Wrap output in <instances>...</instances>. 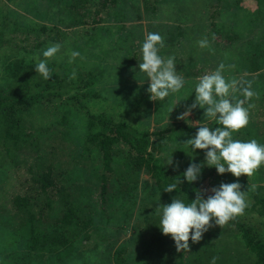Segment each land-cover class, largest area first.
Masks as SVG:
<instances>
[{
	"label": "trees",
	"instance_id": "1",
	"mask_svg": "<svg viewBox=\"0 0 264 264\" xmlns=\"http://www.w3.org/2000/svg\"><path fill=\"white\" fill-rule=\"evenodd\" d=\"M48 1L62 6L65 10L62 17L64 19L59 22L75 34L76 42L72 48L79 52L80 56L77 57L78 60L73 58L72 62L69 61L72 57H68V61L61 63V73L48 66L50 77L47 81L33 71L37 62L30 57L40 47L60 40L58 27L33 24L19 39L14 36L8 25L2 24L0 27V41L11 43L10 49L0 53V79H4V83H0V156L4 155L11 165H15L19 161L16 157L18 153L34 151L37 146L49 158L35 175L27 176L20 189L13 188V197L8 199L9 209L0 206V254H5L8 247H17L14 252L6 253L0 264H7L9 260L10 264H22L24 260H27L26 264H39L32 261L39 257L43 259L42 264H50L53 260L63 261L74 253L98 248V244L95 247L75 244L84 240L85 234L89 236L99 228L93 225L88 216L83 217L87 206L82 200V194L78 193L77 189L72 190L70 183L64 178V173L70 174V177L72 173H78L84 158H88L87 154L93 151L98 152L101 158V171L97 177L92 175L95 187L85 192L91 193V196L97 193L98 210L104 211L103 205L111 208L118 196H121L119 202L130 203L132 189L128 188L127 183H135L140 171L144 172L154 185L155 192L151 194V198L152 201L156 200L155 207L157 204L169 203L174 196L191 202L196 191L202 194V198L211 194L202 191L199 183L184 182L182 176L177 190L163 192L164 187L173 182L174 177L182 174L184 169L178 165H175V170L173 167L161 165L158 158L160 148L169 142L173 135L186 137L188 134H195L196 128L182 124L149 131L108 116L105 111L92 113L86 106L93 98L98 99L94 87L98 74L102 73L101 65L110 55L103 43L111 45L109 52L123 49V52L129 53L134 48L135 36L132 31L122 37L112 30V17L115 15L119 19L124 18L117 13L120 7L123 8L122 4L126 0ZM253 1L256 5L255 12L261 13L264 0ZM161 2L164 0H139L143 12L149 14V18L157 13ZM238 4L239 1L235 0L232 5L237 15L241 10ZM213 5L215 7L208 16L210 21L216 18L217 13H221L217 8L224 7L226 3L224 4L223 0H214ZM241 11L245 13L241 19L247 21L245 18H248L249 13L245 9ZM170 12L166 16L168 19L173 17V20L174 11ZM176 14L178 15L175 23L178 26L183 21V15L180 12ZM64 20L67 22L64 23ZM197 22H200V19L194 20L191 28L179 26L178 35L183 39L188 38L190 32L198 30ZM162 27L163 24L161 27L152 26L155 32L162 31ZM6 32L8 36L5 35ZM163 38L166 39V35ZM188 50L186 54L178 52V55L173 56L177 65H182L184 58L192 62L195 57L201 59L200 56H205V52H201L203 50L199 47H191ZM245 59L238 55V67L243 71H246ZM189 67L191 66L179 67L183 76L194 74L192 70L196 66H192V72ZM260 68L261 66L252 65L249 72L256 73ZM191 89L189 85L186 88L187 92ZM46 108L52 111V122L50 130L46 128L41 133L42 129L38 130L37 127L40 126L37 122L47 115L40 114ZM115 148L122 154L120 156L127 169L115 166L113 168L110 158ZM0 159L1 166L4 160L1 157ZM260 168L264 173V165ZM9 171L10 168L6 166L0 167V176L8 177ZM114 172L117 173L116 180L108 177ZM212 174L218 176L221 183L237 181V177L229 173L216 175L214 168ZM10 178H13V174ZM16 179L11 183L8 181V186L13 187ZM74 179L75 177L72 181ZM114 187L117 192L108 189ZM244 191L246 207L243 213L221 226H216L210 221V226L202 234L203 240L195 246V251L173 253L172 240L167 237L164 241V237L158 235L155 230L152 238L156 240L151 243L150 248L154 256L158 257L157 263L209 264L211 257L215 256V264H264V183ZM96 210L97 208L94 213ZM115 212L116 210L111 213L108 224L115 217L117 226L112 234L119 235L120 231L123 233L125 229L121 216ZM149 226L152 227L150 223ZM190 242L191 240L188 243ZM168 251L172 254L167 253Z\"/></svg>",
	"mask_w": 264,
	"mask_h": 264
},
{
	"label": "rangeland",
	"instance_id": "2",
	"mask_svg": "<svg viewBox=\"0 0 264 264\" xmlns=\"http://www.w3.org/2000/svg\"><path fill=\"white\" fill-rule=\"evenodd\" d=\"M223 1L226 5L217 8L220 9L218 12L221 13H217L216 18L210 21L208 20V16L215 7L213 5L214 0H164L158 7L157 13L151 18H149V14L143 12L139 0H126L122 4L123 8L121 9L120 7L117 13L118 15H123L124 18L119 19L114 15L111 22L112 25L114 24L112 30L121 34L122 37L132 31L135 36L133 41L134 48L129 53L123 52L121 47V51H117L116 49L109 52L111 45L103 43L110 55L106 57L104 63L101 65L102 73L97 76L94 88L98 99L93 98L86 103L89 111L92 113L105 111L108 116L111 115L116 119L118 118L138 125L140 129H149V131L182 124H188L196 128L193 124L201 119L202 122L209 125L214 124L215 121H206L202 118L203 109L199 108L193 109L185 120L177 119V116L192 104L194 97L192 90L194 84L197 82V78L215 70L218 64L223 63L225 65L223 75L226 80L236 79L240 81L241 79L245 83H250L252 90L255 92V96L249 100V103L253 105L249 110V123L246 127L233 133L232 138L236 137L238 139L240 135L241 138L239 140L247 141L255 139L258 143L264 144V125H262L264 123V8L261 10V13H256V5L253 0H238L239 9H245L249 13L248 18H245L247 21H244L241 18H243L242 16L245 13L239 10L237 15L234 6L232 7L235 0ZM170 11H174L173 15H175V18L173 20V17L168 19L166 16ZM176 12H180L183 15V21L178 26L175 23L176 16L178 15ZM64 14L65 10L62 6L54 5L48 0H0V27L2 24L8 25L13 31L14 36L18 37V39L33 24L58 27L57 29L60 30L58 37L60 38L61 35L60 40L40 47L30 57V59H34L36 62L39 59H45L41 56L42 51L52 44H59V52L54 57L47 58V65L52 67L53 70L58 71V73H61L59 65L64 63V61H68V57H71L70 54L74 51L72 46L76 42L75 34L68 31L69 29H66L59 22L60 19L63 21L64 18L62 17ZM197 18L200 19V22H197L199 23L198 30H195L193 33L190 32L189 37L186 39L181 38L178 35V27L191 28L193 21ZM191 19L192 21L190 22ZM66 22L67 20H64V23ZM161 24L164 25L162 27L163 33L162 31H158V33L162 34V38L164 35L167 37L166 39L163 38L164 47L159 49V54L164 58L176 56L178 52H185L186 54L191 47L198 48L197 41L202 38L208 40L209 46L207 48H200L203 50L201 52H205V56H200L201 59L195 57L191 60L192 62H188L184 58L182 65H177L174 57L176 64L174 65V69L179 71V75L183 76L182 71L179 70V67L182 68V66H191L189 67V71L192 66H196L192 70L194 74L183 76L185 84L181 90L170 94L163 100L158 99L154 101L149 99L146 92L147 77L144 73L138 72L137 64L141 62L140 46L145 35L148 32H155V28H152L153 25L161 27ZM5 35L8 36V32ZM10 46L11 43L0 41V53L6 52V49H10ZM238 55L243 57V59H249L248 61L245 59L246 71L238 67ZM75 58L78 60L77 57ZM69 61L72 62L74 59L70 58ZM229 64L231 65L229 66ZM252 65L255 67L256 65L257 67L261 66V68L257 69L256 73H250L249 69ZM0 83H4L3 78L0 79ZM188 85L192 89L187 92L186 88ZM235 97L236 99L243 98L239 92L235 94ZM172 107L173 109L169 113ZM51 112V109L46 108L40 113L41 115L42 113H47L42 120L37 122V125L40 126L37 127L38 130L42 129L41 133L46 128L50 130L52 122ZM32 127L33 124L31 125ZM211 127L215 128L216 125H212ZM194 135L188 134L186 137L177 134L173 135V138L169 142H166L162 147L160 146V152L158 153L159 160L162 162V154L172 152L171 159L173 165H178L184 170L190 160L193 163L203 161V152L201 150H196V153L192 157H189L188 148L183 145L184 141ZM159 143L157 144L160 145ZM35 147L36 150L34 151L26 150V153H18L16 157L19 161L15 165H11L4 155L3 157L0 156L4 160L0 167L6 166L10 168L8 177L5 175L0 176V206L9 209L8 199L9 197H13V188L15 187V190L20 189L21 184L28 178L27 176L35 175L42 164L46 160H49L42 149H39L37 146ZM155 148L157 149L156 146ZM111 154L110 160L113 168L115 166L127 169V166L124 165V160L120 156L122 154L117 148ZM87 155L89 156L88 158H84V165H81L78 173H72V177H70V174L64 173V178L68 180L72 190L75 191L77 189L78 193L82 194V200L87 206L83 217L88 216L93 221V225L99 229H103L104 233L94 228L95 231L91 235L87 236L83 234L84 240L75 243L76 246L88 244L89 247H95L98 244L96 250L74 253L63 261L53 260L50 264H158V257L154 256L153 250L150 248L151 243L156 240V238H152V233L156 230L158 235H162L157 227L159 225V212L157 207H155L154 202L156 200L152 201L151 198V194L155 192L152 181L144 172L140 171L136 176L135 183H127L128 188L132 189V192L130 191V203L119 202L121 196H118L117 201L113 202L111 208L108 205V208L103 205L102 210L104 211L98 210L99 202L97 200L99 198L97 193L91 196V193L85 191L95 187L92 175L94 174V177H97V174L99 175L101 171V158L96 151ZM260 167L250 177H237V182L240 183L242 191L244 189L250 190L255 188L256 185L264 183V173ZM14 171H17V173ZM212 172L213 168L203 167L197 180L194 181L195 183H199L201 190L206 193H210L211 188L221 184L218 176L213 175ZM12 174L13 178H10ZM74 177L75 179L72 181ZM108 177L116 180L117 173L109 174ZM14 179H16L14 186L9 187L8 184ZM3 189H7V193L6 191H2ZM108 189L117 192L115 187ZM96 208L97 215L96 212L94 213V209ZM115 210V213L121 216L122 226L126 231L123 233L120 231L119 235L112 234L117 226L115 217L108 224L111 220L110 215ZM149 223L152 227L149 226ZM162 236L164 237V241L168 237ZM203 237L202 235L201 239L196 243L190 242L189 251H195V246L203 240ZM16 249L17 247L15 246L8 247L6 253L14 252ZM174 251H176L175 247L173 248V253ZM167 253L172 254L171 251ZM5 254H0V262ZM41 259L39 257V259L32 261L42 264L43 259ZM26 263L27 260H24L22 264ZM7 264H10V260Z\"/></svg>",
	"mask_w": 264,
	"mask_h": 264
},
{
	"label": "clouds",
	"instance_id": "3",
	"mask_svg": "<svg viewBox=\"0 0 264 264\" xmlns=\"http://www.w3.org/2000/svg\"><path fill=\"white\" fill-rule=\"evenodd\" d=\"M197 46L207 48L208 40L203 38L198 40ZM163 47L164 41L158 32H148L140 46L141 62L137 64L138 72L144 73L147 77L146 92L149 99L154 101L163 100L170 94L178 92L185 84V78L174 69L176 65L174 57L164 58L159 54V49ZM59 50V44L48 46L41 53L45 59H39L34 65L33 71L45 81L50 77L47 58L54 57ZM70 55L75 58L80 54L72 51ZM224 69L225 65L220 63L215 70L198 77L192 90L194 94L192 104L177 116V119L185 120L193 109L199 108L203 109L202 118L215 123L209 125L201 119L193 124L196 127L195 135L184 141L183 145L188 148L189 157H192L196 150H201L203 161L193 163L190 160L184 172L174 177L175 180L164 187L165 193L178 189L181 176L184 182L196 181L203 167L214 168L217 175L229 173L233 177L247 178L264 165V144L258 143L255 139L242 141L232 138L233 133L249 123V110L253 107L249 100L255 96V92L250 83L236 79L226 80L223 75ZM237 92L242 99H236ZM212 125L216 127L212 128ZM171 153L162 154L161 165L172 166L175 170ZM210 193L206 198H202V194L196 191L191 202L174 196L167 204H157L160 216L157 227L162 235L172 240L177 252H189V240L192 243L199 241L210 226V221L216 226L224 225L242 214L246 207L245 191L241 190V185L237 181L221 183L211 188ZM215 262L216 257H211L209 264Z\"/></svg>",
	"mask_w": 264,
	"mask_h": 264
}]
</instances>
